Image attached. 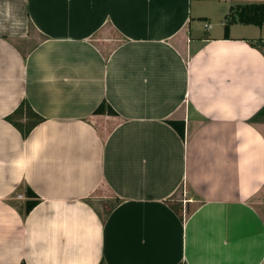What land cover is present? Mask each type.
Masks as SVG:
<instances>
[{
  "label": "crops",
  "instance_id": "obj_1",
  "mask_svg": "<svg viewBox=\"0 0 264 264\" xmlns=\"http://www.w3.org/2000/svg\"><path fill=\"white\" fill-rule=\"evenodd\" d=\"M261 2L0 0L26 23L0 30V264H264V26L224 32ZM22 100L44 119L26 139Z\"/></svg>",
  "mask_w": 264,
  "mask_h": 264
},
{
  "label": "trees",
  "instance_id": "obj_2",
  "mask_svg": "<svg viewBox=\"0 0 264 264\" xmlns=\"http://www.w3.org/2000/svg\"><path fill=\"white\" fill-rule=\"evenodd\" d=\"M238 22L242 25H251L255 27L264 26V2L251 3L244 5H236L230 8L229 13L226 16V22L224 24V32H227L229 24ZM262 46H264V40H261ZM255 46V43H251ZM95 115H116L112 108L105 102H101L94 110ZM9 124H11L21 135L23 139H26L32 129L44 121V119L36 114L27 101L22 100L18 106L4 118ZM264 119V107L259 110L250 122H256ZM168 124L177 132V134L183 138L184 135V123L182 121H168ZM26 200L24 202V215H27L31 209H33L39 202L38 197L29 189L25 191ZM24 264V263H20ZM99 264H103L100 262Z\"/></svg>",
  "mask_w": 264,
  "mask_h": 264
},
{
  "label": "rangeland",
  "instance_id": "obj_3",
  "mask_svg": "<svg viewBox=\"0 0 264 264\" xmlns=\"http://www.w3.org/2000/svg\"><path fill=\"white\" fill-rule=\"evenodd\" d=\"M19 12L15 10L14 14L11 12L9 15L7 13L5 4L0 5V30L3 29L6 31V28L8 31L17 32V29L23 30L26 28V23L24 20L23 14H18ZM7 22H9L7 24ZM110 38H114V41H118V38L113 37L110 33H102L98 34L95 37H93V40L97 44L105 43L102 45L103 49L105 51L109 50V40H112ZM36 41V38L31 33L30 29L27 31V33L23 36V38L19 39L18 41H15V44L18 46V48L21 51L28 50ZM105 41V42H104ZM108 128H106V131ZM191 196V192L187 188H182L177 191L176 196L173 200L177 202L176 204H183L185 203L186 199H188ZM91 205L100 213L104 214L108 211L110 207H112L114 203L113 196L109 193L108 189L104 186H101L99 190L94 194V196L89 200Z\"/></svg>",
  "mask_w": 264,
  "mask_h": 264
},
{
  "label": "built area",
  "instance_id": "obj_4",
  "mask_svg": "<svg viewBox=\"0 0 264 264\" xmlns=\"http://www.w3.org/2000/svg\"><path fill=\"white\" fill-rule=\"evenodd\" d=\"M17 198H18V199H22L23 197L19 195V196H17Z\"/></svg>",
  "mask_w": 264,
  "mask_h": 264
}]
</instances>
